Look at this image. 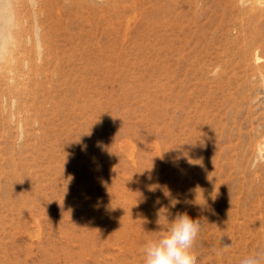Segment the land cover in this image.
Segmentation results:
<instances>
[{
  "label": "rangeland",
  "instance_id": "1",
  "mask_svg": "<svg viewBox=\"0 0 264 264\" xmlns=\"http://www.w3.org/2000/svg\"><path fill=\"white\" fill-rule=\"evenodd\" d=\"M250 5L0 0V264H143L177 213L196 264L264 253Z\"/></svg>",
  "mask_w": 264,
  "mask_h": 264
},
{
  "label": "clouds",
  "instance_id": "2",
  "mask_svg": "<svg viewBox=\"0 0 264 264\" xmlns=\"http://www.w3.org/2000/svg\"><path fill=\"white\" fill-rule=\"evenodd\" d=\"M199 230L200 220L192 219L187 213H177L166 230L155 232L156 238L146 241L143 264H196L191 249ZM262 257L264 253L257 251L242 259L241 264H264Z\"/></svg>",
  "mask_w": 264,
  "mask_h": 264
},
{
  "label": "bare ground",
  "instance_id": "3",
  "mask_svg": "<svg viewBox=\"0 0 264 264\" xmlns=\"http://www.w3.org/2000/svg\"><path fill=\"white\" fill-rule=\"evenodd\" d=\"M251 5L250 7L253 8L254 6H259L260 4H264V0H249ZM254 5V6H253ZM263 6V5H262ZM260 8H263V7H260ZM14 27V26H13ZM5 42H2L1 44V47H0V52H2V54L6 53V46L4 45ZM28 46V45H27ZM13 49V48H12ZM36 50V49H35ZM1 55V54H0ZM6 55V54H5ZM11 55V54H10ZM3 58V57H2ZM4 59H10V58H4ZM2 60V59H1ZM11 63V62H10ZM8 64V63H7ZM10 65V64H9ZM13 66V65H12ZM9 71V70H8ZM9 74V73H8ZM14 77V76H13ZM6 80V79H5ZM9 81V80H8ZM10 84V83H9ZM13 84V83H12Z\"/></svg>",
  "mask_w": 264,
  "mask_h": 264
}]
</instances>
